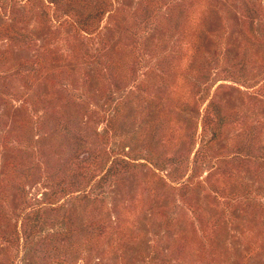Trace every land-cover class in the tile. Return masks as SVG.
<instances>
[{"label": "rangeland", "instance_id": "rangeland-1", "mask_svg": "<svg viewBox=\"0 0 264 264\" xmlns=\"http://www.w3.org/2000/svg\"><path fill=\"white\" fill-rule=\"evenodd\" d=\"M0 264H264V0H0Z\"/></svg>", "mask_w": 264, "mask_h": 264}, {"label": "trees", "instance_id": "trees-1", "mask_svg": "<svg viewBox=\"0 0 264 264\" xmlns=\"http://www.w3.org/2000/svg\"><path fill=\"white\" fill-rule=\"evenodd\" d=\"M98 10L100 11V8ZM120 161H122V160H119L117 162L116 161H113L115 163V166H113L112 169L110 168V170H113L114 168L118 167L119 164L121 163Z\"/></svg>", "mask_w": 264, "mask_h": 264}]
</instances>
